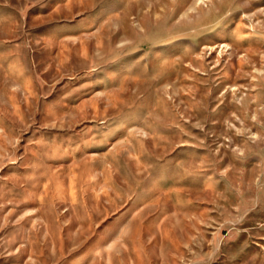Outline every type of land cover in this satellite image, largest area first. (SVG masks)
Here are the masks:
<instances>
[{
  "label": "rangeland",
  "instance_id": "rangeland-1",
  "mask_svg": "<svg viewBox=\"0 0 264 264\" xmlns=\"http://www.w3.org/2000/svg\"><path fill=\"white\" fill-rule=\"evenodd\" d=\"M0 264H264V0H0Z\"/></svg>",
  "mask_w": 264,
  "mask_h": 264
}]
</instances>
